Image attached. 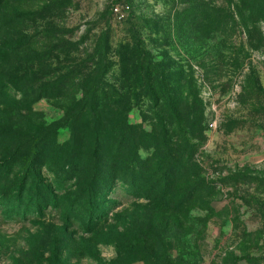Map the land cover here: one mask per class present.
I'll return each instance as SVG.
<instances>
[{"label": "rangeland", "instance_id": "1", "mask_svg": "<svg viewBox=\"0 0 264 264\" xmlns=\"http://www.w3.org/2000/svg\"><path fill=\"white\" fill-rule=\"evenodd\" d=\"M220 2L0 0V264H264V48Z\"/></svg>", "mask_w": 264, "mask_h": 264}, {"label": "trees", "instance_id": "2", "mask_svg": "<svg viewBox=\"0 0 264 264\" xmlns=\"http://www.w3.org/2000/svg\"><path fill=\"white\" fill-rule=\"evenodd\" d=\"M215 20L216 30L225 33L227 31V22H232V29L234 31L239 30L244 34L245 38L249 40V45L252 46V39L254 35H258L260 43L264 48V0H220ZM258 7L257 14H254L255 18H249L248 14L252 13L253 7ZM256 33V34H254ZM261 37V38H260ZM167 103H169L167 101ZM173 104H169V108H172ZM191 117V116H190ZM198 117V118H197ZM171 122H167L169 126L174 125L182 126V128H192L194 131V125L192 121L187 118V123H182L175 115H170ZM193 120H199V116L192 117ZM203 123V118L200 116V126ZM9 197V196H7ZM6 197V198H7ZM1 202V201H0ZM87 216H90V210H85Z\"/></svg>", "mask_w": 264, "mask_h": 264}, {"label": "built area", "instance_id": "3", "mask_svg": "<svg viewBox=\"0 0 264 264\" xmlns=\"http://www.w3.org/2000/svg\"><path fill=\"white\" fill-rule=\"evenodd\" d=\"M126 9H128V6H122L120 8L116 6L113 8V12L116 16H120L122 15L123 11Z\"/></svg>", "mask_w": 264, "mask_h": 264}]
</instances>
